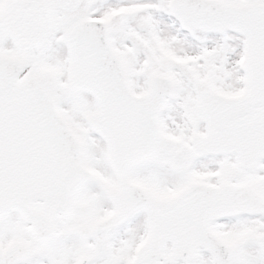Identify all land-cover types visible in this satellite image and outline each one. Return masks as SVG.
Wrapping results in <instances>:
<instances>
[{
	"label": "snow or ice",
	"instance_id": "obj_1",
	"mask_svg": "<svg viewBox=\"0 0 264 264\" xmlns=\"http://www.w3.org/2000/svg\"><path fill=\"white\" fill-rule=\"evenodd\" d=\"M0 264H264V0H0Z\"/></svg>",
	"mask_w": 264,
	"mask_h": 264
}]
</instances>
